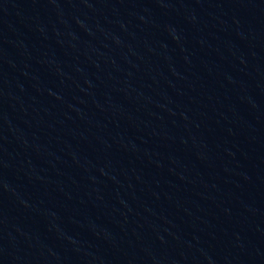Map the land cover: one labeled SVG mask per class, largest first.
<instances>
[{
  "label": "water",
  "instance_id": "95a60500",
  "mask_svg": "<svg viewBox=\"0 0 264 264\" xmlns=\"http://www.w3.org/2000/svg\"><path fill=\"white\" fill-rule=\"evenodd\" d=\"M0 264H264V0H0Z\"/></svg>",
  "mask_w": 264,
  "mask_h": 264
}]
</instances>
